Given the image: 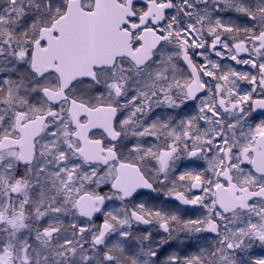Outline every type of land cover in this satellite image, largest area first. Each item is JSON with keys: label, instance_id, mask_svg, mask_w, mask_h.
<instances>
[{"label": "snow or ice", "instance_id": "6c2138e0", "mask_svg": "<svg viewBox=\"0 0 264 264\" xmlns=\"http://www.w3.org/2000/svg\"><path fill=\"white\" fill-rule=\"evenodd\" d=\"M0 264H264V0H0Z\"/></svg>", "mask_w": 264, "mask_h": 264}]
</instances>
